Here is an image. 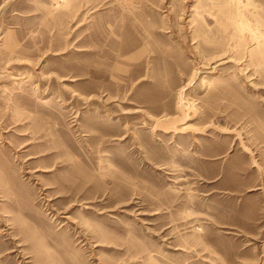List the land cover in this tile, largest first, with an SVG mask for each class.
I'll return each mask as SVG.
<instances>
[{"label": "rangeland", "instance_id": "374dc122", "mask_svg": "<svg viewBox=\"0 0 264 264\" xmlns=\"http://www.w3.org/2000/svg\"><path fill=\"white\" fill-rule=\"evenodd\" d=\"M0 264H264V0H0Z\"/></svg>", "mask_w": 264, "mask_h": 264}]
</instances>
